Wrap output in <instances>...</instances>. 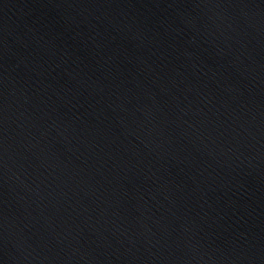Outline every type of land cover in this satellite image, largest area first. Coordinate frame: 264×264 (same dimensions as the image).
<instances>
[{
	"label": "water",
	"instance_id": "water-1",
	"mask_svg": "<svg viewBox=\"0 0 264 264\" xmlns=\"http://www.w3.org/2000/svg\"><path fill=\"white\" fill-rule=\"evenodd\" d=\"M0 264H264V0H0Z\"/></svg>",
	"mask_w": 264,
	"mask_h": 264
}]
</instances>
